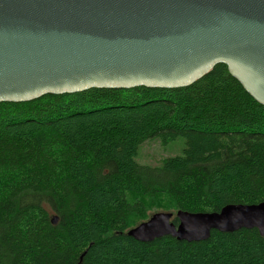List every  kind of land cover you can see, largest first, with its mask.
Segmentation results:
<instances>
[{
  "label": "trees",
  "instance_id": "obj_1",
  "mask_svg": "<svg viewBox=\"0 0 264 264\" xmlns=\"http://www.w3.org/2000/svg\"><path fill=\"white\" fill-rule=\"evenodd\" d=\"M152 139L179 152L142 163ZM261 201L264 105L226 64L187 87L0 102V264H264L257 228L192 242L128 235L154 210Z\"/></svg>",
  "mask_w": 264,
  "mask_h": 264
},
{
  "label": "water",
  "instance_id": "obj_2",
  "mask_svg": "<svg viewBox=\"0 0 264 264\" xmlns=\"http://www.w3.org/2000/svg\"><path fill=\"white\" fill-rule=\"evenodd\" d=\"M220 63L264 105V0H0V102L187 87ZM242 228L264 236V201L156 211L128 235L192 242Z\"/></svg>",
  "mask_w": 264,
  "mask_h": 264
},
{
  "label": "rangeland",
  "instance_id": "obj_3",
  "mask_svg": "<svg viewBox=\"0 0 264 264\" xmlns=\"http://www.w3.org/2000/svg\"><path fill=\"white\" fill-rule=\"evenodd\" d=\"M175 145H173L171 148L165 149L160 143L159 139L148 140L142 145L141 154L138 159L142 163L157 164L163 157L179 152V145L176 146L175 149H172ZM156 211L162 210H154L150 212V214H153Z\"/></svg>",
  "mask_w": 264,
  "mask_h": 264
}]
</instances>
